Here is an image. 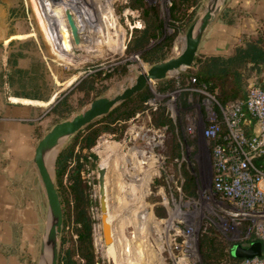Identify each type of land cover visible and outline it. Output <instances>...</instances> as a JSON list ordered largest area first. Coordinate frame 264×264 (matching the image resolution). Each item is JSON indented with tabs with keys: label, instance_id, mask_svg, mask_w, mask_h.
I'll list each match as a JSON object with an SVG mask.
<instances>
[{
	"label": "rangeland",
	"instance_id": "1",
	"mask_svg": "<svg viewBox=\"0 0 264 264\" xmlns=\"http://www.w3.org/2000/svg\"><path fill=\"white\" fill-rule=\"evenodd\" d=\"M22 1L39 48L51 59L54 96H66L70 104L67 117L83 108L94 94L118 93L149 64L140 58L143 49L132 46V26L140 27L142 22L137 10L123 6L127 0H61L59 5L51 0ZM144 1L155 9L162 23L157 40L171 37L164 58L177 54L184 44L185 29L203 11L206 0H199L189 21L179 27L170 17V0ZM67 6L78 20L79 44L69 42L63 14ZM59 17L65 25L59 38L64 37L68 47L64 57L56 52L65 45L54 40L46 28L47 35L39 23L40 18L49 27L50 19ZM51 28L54 32L56 27L51 24ZM185 69L171 71L165 77L172 79L167 85L157 80L148 83L145 88L150 93L149 108L125 121L120 135L100 133L92 147L96 159L94 168L87 173L92 200L88 212L93 253L101 264H228L226 258L216 262L207 257V237L214 236L225 246H232L253 236L254 223L259 218L257 207L226 199L214 184L210 145L218 134L226 132L225 117L232 111L233 102L218 105L202 88L191 85V79H180L179 73ZM90 75L94 89L85 93L77 81ZM63 76L67 82L59 81ZM157 105L165 107L171 127L151 124L150 110ZM58 118L51 114L42 121L41 129H48ZM98 167L105 169L104 198L114 236L112 254L105 250L109 240L103 241L100 231ZM160 207L162 215L155 214ZM72 234L67 230L69 245L74 239Z\"/></svg>",
	"mask_w": 264,
	"mask_h": 264
},
{
	"label": "crops",
	"instance_id": "2",
	"mask_svg": "<svg viewBox=\"0 0 264 264\" xmlns=\"http://www.w3.org/2000/svg\"><path fill=\"white\" fill-rule=\"evenodd\" d=\"M61 19H50L54 32L51 24L46 27L47 16V22L39 18V23L65 45L56 52L64 57L68 47L65 38H59L65 27ZM259 29L264 30V0H226L203 31L196 56L231 55L238 43ZM39 45L25 3L0 0V264H37L46 224V197L33 150L47 130L41 129L42 121L48 120L50 108L62 96H54L51 59ZM257 78L264 83V71L258 76L251 72L247 81ZM59 81L68 80L63 76ZM243 126L247 134L254 131L252 119Z\"/></svg>",
	"mask_w": 264,
	"mask_h": 264
},
{
	"label": "trees",
	"instance_id": "3",
	"mask_svg": "<svg viewBox=\"0 0 264 264\" xmlns=\"http://www.w3.org/2000/svg\"><path fill=\"white\" fill-rule=\"evenodd\" d=\"M198 1L170 0L169 13L171 19L178 22L176 27L184 26L189 21ZM123 6L135 9L140 14L142 26L134 27L132 30L133 48L143 49L140 58L149 64L163 59L171 37L157 40L162 33V23L155 9L148 7L144 0H127ZM188 8L191 9L188 11ZM152 40L155 41L148 45ZM262 71H264V30L259 29L255 34L238 43L231 55H197L194 62L179 73V77L184 80L191 79V85L202 88L218 105L223 106L243 100L249 75L253 72L258 76ZM171 80L161 78L157 82L160 85H167ZM79 82L78 88L85 93L94 89L92 75ZM254 82L264 89V83L259 81V78ZM98 95L94 94L93 98ZM149 97L150 93L145 87L134 92L106 114L78 129L58 149L53 163V176L61 204L62 217L56 264H101L93 253L92 219L88 212L92 200L90 197L91 182L87 173L94 168L96 159V154L91 147L94 146L97 137L102 132L120 135L125 121L149 108L147 104ZM69 111L70 104L66 96H62L50 108L54 118L59 117L55 121L66 118ZM150 122L155 127L162 125L171 127L163 105H157L150 110ZM223 131L224 127L221 125L220 133ZM219 139H221L220 136ZM256 161L259 162V159ZM158 209L154 210L155 214L162 215V207ZM67 230L74 235L71 245L67 240ZM256 240L255 237L250 236L243 240L242 245H248ZM204 246L207 257L213 258L216 262L226 258L229 261L228 264H236L242 258L230 253L231 244L225 246L214 236L207 237Z\"/></svg>",
	"mask_w": 264,
	"mask_h": 264
},
{
	"label": "water",
	"instance_id": "4",
	"mask_svg": "<svg viewBox=\"0 0 264 264\" xmlns=\"http://www.w3.org/2000/svg\"><path fill=\"white\" fill-rule=\"evenodd\" d=\"M61 0H51L52 3L60 4ZM226 0H206L203 11L187 26L184 32V44L182 49L174 55H170L159 61L148 64L139 71L132 83L125 86L121 91L113 95L102 94L92 98L83 108L70 116L54 122L36 141L33 150V160L37 168L38 178L42 183L46 197V224L43 229L37 264H56L57 242L61 227V204L54 184L53 163L59 146L63 140L68 139L78 129L106 114L121 100L127 98L136 91L141 90L148 83L161 79L173 70H179L190 66L196 57L197 47L203 31L217 16L220 8ZM63 14L69 32V42L79 44L81 35L78 24L71 11L67 7ZM51 169L47 167L46 157L55 149ZM104 167L97 168V193L99 207L100 231L103 241L110 240V224L106 219V203L104 198ZM260 252L259 243L251 241L248 245L234 244L230 253L238 257L251 256Z\"/></svg>",
	"mask_w": 264,
	"mask_h": 264
},
{
	"label": "built area",
	"instance_id": "5",
	"mask_svg": "<svg viewBox=\"0 0 264 264\" xmlns=\"http://www.w3.org/2000/svg\"><path fill=\"white\" fill-rule=\"evenodd\" d=\"M230 105L226 132L210 145L214 184L226 199L259 210L253 237L260 241V252L242 257L236 264H264V89L249 82L244 99ZM247 119L254 121V131L248 135L242 129Z\"/></svg>",
	"mask_w": 264,
	"mask_h": 264
},
{
	"label": "bare ground",
	"instance_id": "6",
	"mask_svg": "<svg viewBox=\"0 0 264 264\" xmlns=\"http://www.w3.org/2000/svg\"><path fill=\"white\" fill-rule=\"evenodd\" d=\"M63 5H64V4H63ZM73 6H74V5H72L71 3H69V7H70V9H73V10H74ZM67 8H68V6H67ZM71 13L73 14L74 12H71ZM75 20H77V19H75ZM77 21H78V20H77ZM86 38H87V41L89 42L90 39L88 38V36H87ZM84 40H85V39H84ZM90 42H91V41H90ZM55 150H56V148L53 149V150L47 155V157H46V164H47V167L49 168V170L51 169L52 158H53V155H54ZM105 203H106V200H105ZM106 219H107V221H108L109 224H110V227H109V233H110V235H111V239L109 240L108 243L105 244V250H108L109 253L112 254L111 252H112V250H113V248H114V236H113V233H112V222H111L110 217H109V212H108V206H107V203H106Z\"/></svg>",
	"mask_w": 264,
	"mask_h": 264
}]
</instances>
